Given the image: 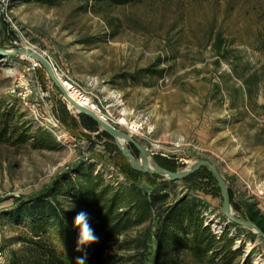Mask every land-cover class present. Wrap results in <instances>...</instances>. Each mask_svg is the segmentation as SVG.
Masks as SVG:
<instances>
[{"label": "rangeland", "instance_id": "rangeland-1", "mask_svg": "<svg viewBox=\"0 0 264 264\" xmlns=\"http://www.w3.org/2000/svg\"><path fill=\"white\" fill-rule=\"evenodd\" d=\"M16 46L41 53L68 94H74L70 84L89 97L107 123L146 150L152 168L178 172L199 159L211 162L232 214L264 228V0H4L0 48ZM0 102L14 106L19 120L48 130L59 145L39 150L0 142V264H9L21 247L20 235L31 234L9 216L21 202L47 195L63 175L74 177L79 164L94 166V174L114 186L167 192L163 207L198 198L207 205L204 224L217 235L227 229L240 259L264 264L263 238L231 227L208 168L175 181L132 168L112 135L68 104L36 59L0 55ZM126 146L138 161V150ZM156 212L119 236L149 228L145 264L154 263ZM73 230L56 224L45 241L68 264L83 252L88 260L99 242L77 252ZM111 246L118 255L132 252Z\"/></svg>", "mask_w": 264, "mask_h": 264}, {"label": "trees", "instance_id": "trees-1", "mask_svg": "<svg viewBox=\"0 0 264 264\" xmlns=\"http://www.w3.org/2000/svg\"><path fill=\"white\" fill-rule=\"evenodd\" d=\"M54 3L56 0H38ZM126 4L137 0H84ZM14 106L0 102V142L11 146L28 144L33 149L57 150L54 136L42 127H36L27 120H19ZM168 198L162 190L146 191L134 183L114 186L105 182L101 173L94 174V166L79 164L74 177L63 175L55 180L47 195L21 202L9 221L17 225L26 223L27 236L20 235L18 250L11 254L9 264H68L45 243L49 229L56 224L72 230L74 218L80 211H86L94 233L99 237L98 246L90 251L87 264H145L144 252L150 237L145 227L133 237L119 240L129 229L149 221L152 211L157 210V225L154 232L156 248L153 264H250V257H242L241 250L233 249L235 238L224 229L219 235L204 224L206 203L198 198L182 197L171 204H161ZM67 205L75 207L65 211ZM252 217V216H251ZM255 224L264 231L260 221ZM237 233L241 228L231 224ZM119 251H132L118 255ZM188 255L193 263L185 261Z\"/></svg>", "mask_w": 264, "mask_h": 264}, {"label": "water", "instance_id": "water-1", "mask_svg": "<svg viewBox=\"0 0 264 264\" xmlns=\"http://www.w3.org/2000/svg\"><path fill=\"white\" fill-rule=\"evenodd\" d=\"M22 52V48L16 46L14 50H9L6 52V50L0 48V55L6 56V55H16ZM30 56H32L34 59H36L47 71L49 78L51 81L55 84V86L61 91L62 95L65 97L67 101H69L79 112L84 113L88 116H90L102 129L106 130L109 134L112 135L113 139L111 140L114 144L118 146L119 151L121 154L126 158L130 166L140 172L148 173V174H161L166 177L167 180H178L180 178H183L185 176L190 175L191 173L197 171L199 168L206 167L208 168L211 173L213 174L217 185L220 190V194L222 197V212L224 216L232 223H235L238 226L247 228L252 230L253 233L259 235L264 240V231L261 230L253 221L246 220L242 218H238L231 214L230 212V206H229V200L227 196V192L225 190V183L223 178L221 177L219 171L217 168L209 161L204 159H199L189 167H186L178 172H172L164 168H148L146 165V158H147V152L146 150L135 140L133 136L130 134L115 129L113 126H111L109 123H106L103 121L98 115L85 107L80 106L78 103L74 102L66 93L60 82L56 79V77L53 75V73L49 70V62L48 60L39 52L34 51L29 53ZM118 138H122L124 140L123 144L119 143ZM132 144L139 152L140 158L138 161H136L130 150L127 148L126 143Z\"/></svg>", "mask_w": 264, "mask_h": 264}, {"label": "clouds", "instance_id": "clouds-1", "mask_svg": "<svg viewBox=\"0 0 264 264\" xmlns=\"http://www.w3.org/2000/svg\"><path fill=\"white\" fill-rule=\"evenodd\" d=\"M74 207L75 205H73L71 208H66L65 211H70ZM73 226L79 229L75 251L82 252V250L87 248L89 245L98 242L99 237L95 235L94 229L90 223L89 214L86 211H80L77 213L74 218ZM86 261V252H83L81 256L75 258V264H86Z\"/></svg>", "mask_w": 264, "mask_h": 264}, {"label": "bare ground", "instance_id": "bare-ground-1", "mask_svg": "<svg viewBox=\"0 0 264 264\" xmlns=\"http://www.w3.org/2000/svg\"><path fill=\"white\" fill-rule=\"evenodd\" d=\"M22 48V52L21 53H19V55H25V56H27V57H29V58H33L32 56H30L29 55V53L30 52H34V51H32V50H29V49H24L23 47H21ZM6 52H8V50H6ZM31 61V60H30ZM49 70L53 73V75L55 76V73H54V69H53V67H52V65L49 63ZM56 77V76H55ZM56 79L58 80V78L56 77ZM59 81V80H58ZM60 82V81H59ZM65 83H67L68 84V82H66L65 81ZM61 84V83H60ZM62 85V84H61ZM69 86H70V89L74 92V94H73V97H71L69 94H68V92H67V90L63 87V85H62V87L64 88V90L66 91V93H67V95L74 101V102H76V103H78L80 106H82V107H85V108H88L89 107V105H90V100H88V101H83V100H81V98H79L78 97V95H77V92L73 89V87H72V85H70V84H68ZM67 103L68 104H70L74 109H76L69 101H67ZM94 106H92L91 108H93ZM88 109H90V107L88 108ZM77 110V109H76ZM90 110H92V109H90ZM78 111V110H77ZM92 111H94L97 115H98V117H100L103 121H105L106 123H107V120H106V118L103 116V115H101L98 111H97V109H95L94 108V110H92ZM118 140H119V143L120 144H123L124 143V140L122 139V138H118ZM146 165H147V167L148 168H152V166H151V164H150V160H149V157H147L146 158ZM190 165H192V163L190 164ZM230 212H231V214H232V211L230 210Z\"/></svg>", "mask_w": 264, "mask_h": 264}, {"label": "built area", "instance_id": "built-area-1", "mask_svg": "<svg viewBox=\"0 0 264 264\" xmlns=\"http://www.w3.org/2000/svg\"><path fill=\"white\" fill-rule=\"evenodd\" d=\"M4 0H0V4L3 2ZM37 65H39L37 62H34L33 63V66H37ZM73 87V86H72ZM74 89V88H73ZM76 92H77V95H78V97L79 98H81V100H83V101H88V100H90V98L89 97H87L86 95H84L82 92H80V91H77V90H75ZM92 106H94L93 108H91ZM89 107H90V109H92V110H94V108L95 109H97V111L100 113V111H99V108L97 107V105L96 104H94V103H92V101L90 100V105H89ZM88 107V108H89ZM101 114V113H100ZM102 115V114H101Z\"/></svg>", "mask_w": 264, "mask_h": 264}]
</instances>
